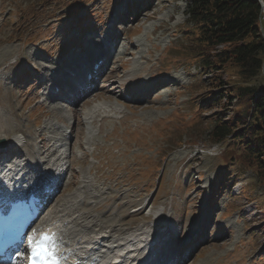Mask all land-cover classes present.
I'll use <instances>...</instances> for the list:
<instances>
[{
	"label": "rangeland",
	"instance_id": "obj_1",
	"mask_svg": "<svg viewBox=\"0 0 264 264\" xmlns=\"http://www.w3.org/2000/svg\"><path fill=\"white\" fill-rule=\"evenodd\" d=\"M31 3L43 7L32 13L33 23L19 18ZM149 3L153 7L147 6ZM139 7L141 17L135 21L133 15ZM185 10L181 0H0V117H6L10 127L0 138L25 137L26 148L32 151L39 145L37 138L44 135L43 127L48 136L49 130L54 134L51 123L60 125L61 118L68 120L65 128L70 125L69 105L39 98L44 85L40 82L49 80L63 59L81 58L95 52L99 44L102 48L112 32L119 43L105 72L111 71V60L128 49V41L135 48L126 58V68H146L139 81L155 75L163 84L154 92L155 104L148 105L154 107L142 110L146 98L133 99L131 94L138 83L124 92L112 81L120 86L131 83V74L124 69L111 81L108 74L109 78L95 82L90 95L99 96L93 104H111L121 113L115 114L111 123L92 127L96 138L94 147L87 149L85 166L80 165L83 153L76 147L83 144L86 127L76 125L69 139L72 158L63 161L70 184L58 187L46 210L74 192L75 181L80 180L76 173L91 166L87 177H100L105 190L93 198L88 195L99 193L97 189L82 190L86 203L97 202L86 210L108 220L116 214L111 207L117 203V210L125 204L128 209L116 215V225L132 228V232L147 233L151 225L161 229L159 219L170 218L178 235L174 245L190 240L187 231L196 233L184 247V253L191 251L190 255H181L177 264H264V170L256 175L250 169L236 171L227 160L225 144L212 141L209 135L218 120L228 118L231 111L228 101L218 98L220 91L209 93L214 86L199 72L188 39L178 35L185 26ZM153 13L154 18L148 19ZM31 27L24 39V32ZM86 32L94 33L93 39L87 38ZM89 40H93L91 47L82 51ZM226 76L222 74V82L229 79ZM251 84L263 87L260 76ZM110 92L113 96L107 102L105 96ZM142 206L143 211L134 215ZM171 260L168 262L174 264V258Z\"/></svg>",
	"mask_w": 264,
	"mask_h": 264
},
{
	"label": "bare ground",
	"instance_id": "obj_2",
	"mask_svg": "<svg viewBox=\"0 0 264 264\" xmlns=\"http://www.w3.org/2000/svg\"><path fill=\"white\" fill-rule=\"evenodd\" d=\"M147 6H149L150 8L153 7L151 3H149ZM139 10L140 7L137 9V11H135V15H133L135 21L139 17H141V13L139 12ZM151 15H153V17H149L148 19L154 18V13ZM145 16L147 17L148 15L145 14ZM108 36H110L111 38H115V35L112 32L108 33ZM89 38L91 39L92 36H90ZM91 42H93V40H89L82 51H86ZM107 42L108 40L104 42L105 50H103L104 53H102L104 55L90 50L92 53H85L81 58H65L62 61V66L64 65L65 67H68V69H70L71 71H76L78 75L73 78L72 76H67L66 79L62 81L54 80L55 82L51 87L54 90L57 89L56 86H59V84L61 86H66V94L64 93L58 96L60 98L55 100L58 101L60 99V101H64L66 105H69V108H67V110L70 113V117H72L73 120H76L75 122H77L78 125L86 127L83 130V144L80 143L76 147L83 153V157L80 160L81 166L86 165L85 160L88 157L87 149H89L93 145V142L96 138V135L93 134L92 127L97 125L99 122H102L103 124L111 123L113 120V116L115 114L121 113L120 108L111 104L92 105L99 95H90L91 93L87 94V89L85 88V86L87 84L95 85L94 81L99 78L101 79V81H104V79L109 78V76H107L108 74L110 75L111 81L114 76L119 74L121 69H124V71H126L128 74H131V79H133L134 81L133 84L128 83V87H134L135 83H138L140 87H143L144 85L146 86V88L138 90V92L136 90V92L131 94L133 99L135 97H142L143 99L146 98L145 103L142 104L141 107L142 110H147L151 107H154L153 105H148H150L151 103L155 104L154 100L157 97L154 96V92H156L157 87L163 84V81L157 80L155 75H151L150 78L139 81L140 76L143 73L147 72L146 68H126V58L132 56L133 48H135V44H131L128 41H126L127 45L129 46L128 49L122 52V54H120V57L113 58L110 64L111 71L105 72L107 70L106 61H108V57H110L109 55L111 54L113 48ZM115 42L119 43L118 40H115ZM101 55L102 57H99ZM103 56L105 57L103 58ZM117 63H120L121 66H114ZM95 67H97L98 69L95 70ZM60 69H62L61 66H59L56 71H63V73H65L64 70L61 71ZM86 73L90 76H93L91 78V81L87 83V79L84 78V74ZM55 74L56 73H54L53 75ZM112 81H114L115 87L118 85L119 89L120 87L123 88L125 86V84L124 86H120L121 84L119 85L117 83L118 81H116L115 79ZM42 82L44 83V80H42ZM82 96H85V98L79 100V97ZM112 96L113 95H111V92L110 94H106L105 99L107 100V102L111 100ZM52 101L54 100H49V102ZM122 120H126L125 117H123ZM66 121V118H61V123L63 124L58 125L51 123V127L56 129V131L53 129L54 134L53 132H51L48 136L46 133V127H43L41 133L44 135L40 136L39 146L36 149H33V151L26 150L27 142L25 137L13 136L11 138H6L1 136L2 138L0 139H4L7 142V145L3 150L5 152L12 151L10 149L13 147V145H21V148L17 149V153L15 151L12 152L13 155L11 156V162H9V164L11 165L10 171L12 170V172H14V178L28 177L29 182L35 185L39 184L42 190H46V188H55V191L59 189L58 187H64L70 184L69 180H65V173L68 172V170L67 167H65L66 163L63 162L69 156L68 149L65 148V144L67 143V131L65 132L64 130V134H61V130L64 129ZM8 128L10 127L6 121V117L5 120L0 117V135H4V132ZM70 131L69 133H71ZM92 169L93 167L89 166L86 170H81L76 173L77 176L80 177V180L77 179L76 182L74 179H72L75 181V184L78 183L75 191L70 194H66L64 199L62 198L61 200H59L56 205L53 204L49 208V210H47L44 214H41L40 218L38 217L36 226L42 229L51 226L53 230L59 234L61 242L64 245L61 251L62 254L66 257V260L74 257L82 263L89 262L92 264H115L116 261H112V256L115 254L117 255L115 258H117L118 260L120 259L119 264H137L138 260L140 259H144L147 264H156L157 262H160V264H169V259H171V257L175 255L178 256V260L180 259L181 255H190L191 251L189 252V254L184 253V247L188 245V243H190L191 238L194 236L193 234L196 233L194 231H187V235L190 237V240L188 238V240H186L184 243L176 244L177 247H175L176 245L174 244L178 239V235H176L177 233L173 234V238L170 242L165 241L167 237L166 235L170 234L171 232L170 228H168L165 223L166 218H163V220L159 219L158 221L161 224L160 228L166 229L165 232H163L165 229L163 231H160L158 227L155 228V226L153 225L150 226V230L147 233L139 231L132 232V228H127L124 230L122 228H118L119 226L116 225V220H119L118 217L116 219V215H121L128 209V206L125 204H121L120 208L116 210L117 203H114L115 206L111 207V211L116 212V214H112L108 220H105L103 218L101 219L98 214L92 213L91 210H86V207H91L90 209L96 207L97 202L91 199V204L86 203L83 200L84 191L82 190L95 188L97 189V191H99V193H90L88 195V197L90 198L98 197L100 195L102 196V192L105 190V188H103V185L105 184L100 177H87L88 175H90L89 173L92 172ZM121 184H123V182H121ZM51 196L52 194L49 195L48 199H51ZM144 208V206L139 208L137 212L134 213V215L140 214V212H142ZM160 244L162 246H160ZM134 245H137L138 248L147 247L146 252L144 251V253H140V251H135ZM157 249L158 251H156ZM154 258H156V261L149 262Z\"/></svg>",
	"mask_w": 264,
	"mask_h": 264
},
{
	"label": "trees",
	"instance_id": "obj_3",
	"mask_svg": "<svg viewBox=\"0 0 264 264\" xmlns=\"http://www.w3.org/2000/svg\"><path fill=\"white\" fill-rule=\"evenodd\" d=\"M189 50L231 114L212 127L214 142L225 143L229 162L256 175L264 170V34L257 0H183ZM264 3V0H263ZM183 31V30H182ZM209 71L207 74L206 72ZM226 73L229 79L221 81ZM261 77L263 87L251 83ZM213 105V104H211Z\"/></svg>",
	"mask_w": 264,
	"mask_h": 264
},
{
	"label": "snow or ice",
	"instance_id": "obj_4",
	"mask_svg": "<svg viewBox=\"0 0 264 264\" xmlns=\"http://www.w3.org/2000/svg\"><path fill=\"white\" fill-rule=\"evenodd\" d=\"M0 159H3L2 153ZM26 241L24 252H17L16 255H27V264H65L66 257L61 251L64 245L58 233L35 229L26 235Z\"/></svg>",
	"mask_w": 264,
	"mask_h": 264
},
{
	"label": "water",
	"instance_id": "obj_5",
	"mask_svg": "<svg viewBox=\"0 0 264 264\" xmlns=\"http://www.w3.org/2000/svg\"><path fill=\"white\" fill-rule=\"evenodd\" d=\"M262 74H263V76H264V68L262 69Z\"/></svg>",
	"mask_w": 264,
	"mask_h": 264
}]
</instances>
